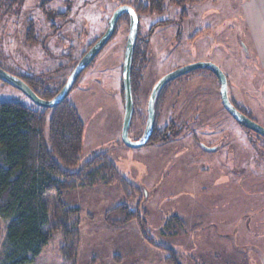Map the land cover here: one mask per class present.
Masks as SVG:
<instances>
[{"label":"rangeland","instance_id":"rangeland-1","mask_svg":"<svg viewBox=\"0 0 264 264\" xmlns=\"http://www.w3.org/2000/svg\"><path fill=\"white\" fill-rule=\"evenodd\" d=\"M137 1L146 2L0 0V67L34 83L38 95L48 100L82 52L102 35L112 12ZM164 7L161 14L139 16L129 137L138 138L143 130L153 85L195 61L216 64L227 78L229 99L264 127V3L173 5L164 0ZM127 35L128 17L122 15L68 93L84 124L79 162L70 170L99 156L98 166L111 161L140 192L105 183L103 171L92 185L63 190L69 232L53 233L29 264H71L61 249L69 238L76 241L73 264H169L170 253L163 247L175 249L181 264H264V139L232 118L221 102L217 77L201 68L157 94L156 130L172 127L176 136L126 146L121 127ZM0 100L42 108L1 79ZM123 203L144 215L153 243L136 220L122 225L106 221V213ZM7 222L0 217V260Z\"/></svg>","mask_w":264,"mask_h":264},{"label":"trees","instance_id":"trees-1","mask_svg":"<svg viewBox=\"0 0 264 264\" xmlns=\"http://www.w3.org/2000/svg\"><path fill=\"white\" fill-rule=\"evenodd\" d=\"M198 1L169 0L173 5ZM135 3L132 7L138 16L165 11L164 0ZM137 48L136 43L131 68L132 93L137 71L135 62L139 56ZM22 79L37 93L34 83ZM243 129L264 139L249 129ZM172 131L169 127L153 139L167 141L173 136ZM83 133L84 124L67 97L53 108L38 109L15 100H0V217L8 220L0 264H29L42 253L53 233L69 232L70 211L64 209L60 199L63 190L92 185L99 172L103 171L105 183L118 182L125 190L140 192L117 172L111 161L104 159L103 164L98 166L99 156L77 170H70L79 162ZM52 215L54 219H51ZM105 219L116 225L136 220L142 234L153 243L145 229V217L138 208L131 209L127 203L118 204L106 213ZM64 238L66 240L67 235ZM163 248L170 253L166 259L169 264H181L175 249ZM61 249L65 262L73 264L76 241L67 239Z\"/></svg>","mask_w":264,"mask_h":264},{"label":"water","instance_id":"water-1","mask_svg":"<svg viewBox=\"0 0 264 264\" xmlns=\"http://www.w3.org/2000/svg\"><path fill=\"white\" fill-rule=\"evenodd\" d=\"M125 14L128 17V35L126 39V45L124 50V60L122 65V89H123V119L121 127V139L123 143L131 148H136L146 145L153 133L155 125V103L157 94L160 89L167 83L175 80L176 78L188 74L193 70L201 68H209L213 71L219 82V92L221 102L227 112L232 118L246 129L253 131L254 133L264 137V127L257 122L250 119L245 114L241 113L230 101L227 92V78L223 71L214 63L205 61H195L187 64L183 67L168 72L161 77L152 87L148 101H147V117L144 126V130L141 136L134 140L128 135L130 122L134 111V100L131 84V68L133 62V55L138 39V26L139 16L135 9L128 4H122L118 6L111 14L107 22V28L104 33L97 39V41L89 48V50L79 59L74 68L71 70L64 84L60 90L50 99L45 100L41 98L22 78L12 75L6 70L0 67V79L14 85L21 91H23L35 104L42 108H53L61 101H63L70 92L71 88L75 84L80 73L90 64L102 47L106 44L109 38L112 36L116 24L121 17Z\"/></svg>","mask_w":264,"mask_h":264},{"label":"flooded vegetation","instance_id":"flooded-vegetation-1","mask_svg":"<svg viewBox=\"0 0 264 264\" xmlns=\"http://www.w3.org/2000/svg\"><path fill=\"white\" fill-rule=\"evenodd\" d=\"M123 15H125V14H123ZM121 16H122V15H121ZM119 19H120V18H119ZM118 21H119V20H118ZM116 25H117V24H116ZM106 28H107V27H106ZM106 28H105V30H106ZM105 30H104V31H105ZM103 33H104V32H103ZM103 33H102V34H103ZM100 36H101V35H100ZM100 36H99V37H100ZM99 37H97L96 39H94V40L88 45L87 49H85V50L82 52V54H81V56L79 57V59H80V58H81V57H82V56H83V55L89 50V48H90V47H91V46L97 41V39H98ZM136 43H137V42H136ZM102 48H103V47H102ZM100 51H101V50H100ZM100 51H99V52H100ZM99 52H98V53H99ZM97 55H98V54H97ZM97 55H96V56H97ZM96 56H95V57H96ZM133 56H134V55H133ZM95 57H94V58H95ZM79 59L77 60V62L79 61ZM93 60H94V59H93ZM93 60H92V61H93ZM92 61H91V62H92ZM77 62H76V63H77ZM91 62H90V64H91ZM132 63H133V62H132ZM75 65H76V64H75ZM75 65H74V66H75ZM73 68H74V67H73ZM73 68H72V69H73ZM80 74H81V73H80ZM133 100H134V99H133ZM230 101H231V100H230ZM231 102H232V101H231ZM232 103H233V102H232ZM233 105H234V106H235V107H236L241 113H243L242 110H241L240 108H238L235 104H233ZM134 107H135V103H134ZM146 110H147V108H146ZM156 112H157V111H156V109H155V125H156V117H157ZM243 114H244V113H243ZM133 116H134V111H133ZM133 116H132V117H133ZM146 117H147V112H146ZM145 122H146V120H145ZM238 124H239V123H238ZM155 125H154L153 133H152L151 138H150V140H149L148 143H150V141L155 137V135L158 134V131L156 130V126H155ZM239 125H240V124H239ZM144 126H145V124H144ZM240 126H241V125H240ZM242 127H243V126H242ZM243 128H244V127H243ZM143 130H144V127H143ZM143 130H142V132H143ZM142 132H141V134H142ZM141 134H140V136H141ZM140 136H139V137H140ZM139 137H138V138H139ZM138 138H135L134 140H136V139H138ZM148 143H147V144H148Z\"/></svg>","mask_w":264,"mask_h":264},{"label":"crops","instance_id":"crops-1","mask_svg":"<svg viewBox=\"0 0 264 264\" xmlns=\"http://www.w3.org/2000/svg\"><path fill=\"white\" fill-rule=\"evenodd\" d=\"M258 4L260 5L261 3H264V0H256Z\"/></svg>","mask_w":264,"mask_h":264}]
</instances>
